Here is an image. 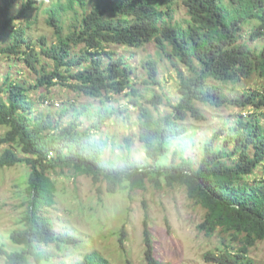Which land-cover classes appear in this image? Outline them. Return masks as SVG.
Instances as JSON below:
<instances>
[{
  "label": "trees",
  "instance_id": "obj_1",
  "mask_svg": "<svg viewBox=\"0 0 264 264\" xmlns=\"http://www.w3.org/2000/svg\"><path fill=\"white\" fill-rule=\"evenodd\" d=\"M38 2L0 0V54L18 57L38 75V84L30 87L9 76L0 81V125L10 127L6 136L0 137V145L13 144L0 156V170L19 163L31 168L24 227L11 234L12 241L22 248L9 252L0 243V254L8 258L9 264H31L32 259L41 264L55 256L43 245L55 244L63 249L82 242L81 234L68 228L58 229L48 213L57 195L51 174L60 169L71 171L74 177L89 175L97 184L106 182L111 193L126 185L133 190L146 189L148 183L158 189L183 185L188 196L206 209L200 230L213 234L222 228L241 238L237 250L226 247L217 253L208 252L206 259L217 264H255L250 247L264 239V175L253 182L247 177L264 163L263 114L241 115L234 125L219 128L204 143L198 167L184 155L176 161L177 150L172 162L166 160L172 140L188 132L184 124L187 118L206 119L198 102L216 106L229 103L258 110L264 107V93L259 90L240 92L230 88L227 92L215 83H238L255 73L264 77V44L252 46L242 40L241 32L243 24L257 20L251 39L264 36V0L60 1L47 9L48 23L55 29L57 42L41 50L27 34L32 23L26 28L16 23L17 18H27L31 10L41 9L42 4L35 8ZM19 3L21 10L14 14ZM181 3L189 14L185 24L174 21ZM66 13L70 18L68 27ZM40 40L48 42L46 36ZM152 41L160 55L178 59L191 74L179 72L180 98L171 114L156 116L142 107L139 136L146 146V156L106 159L107 140L93 134L101 131L114 114V108L103 99L126 91L131 103L139 105L144 97L133 84L131 63L107 45L141 47ZM78 45L81 50L75 53L72 47ZM44 56L54 63L44 61ZM149 67L150 77L155 79L156 62H149ZM56 84L100 98L103 105L93 112L88 106L72 103L62 109L59 117L51 112H35L30 89ZM150 101L159 103V96L154 95ZM68 115L70 120L65 124ZM85 121L90 123L83 128ZM126 238L123 227L119 237L123 250ZM144 243L148 263L160 264L147 218ZM76 264L112 263L94 250Z\"/></svg>",
  "mask_w": 264,
  "mask_h": 264
},
{
  "label": "rangeland",
  "instance_id": "obj_2",
  "mask_svg": "<svg viewBox=\"0 0 264 264\" xmlns=\"http://www.w3.org/2000/svg\"><path fill=\"white\" fill-rule=\"evenodd\" d=\"M25 1L27 0H22ZM60 1L66 2V0H40L35 8L42 4L41 9L31 10L27 18L16 19V23L24 28L32 23V27L27 29V34L37 42L38 50L57 42L55 29L48 23L47 9L55 7ZM17 6L14 14L21 10L22 3ZM65 18L68 20L66 21ZM188 18L185 5L182 3L177 5L174 21L185 24ZM64 20L68 27L70 21L68 13L65 14ZM257 24V20L248 21L243 24L241 31L242 40L248 41L252 46L264 44V36L251 39ZM42 36H46L47 43L40 40ZM72 48L78 53L81 45ZM107 48L131 63L134 69L133 84L144 97L140 99L139 105L131 103L132 99L126 91L122 94H110L103 99L110 108H114V114L101 131L93 134L107 140L106 159L125 156L143 158L147 151L139 136L142 107L149 108L156 116L171 114L180 98L179 72L185 74L191 72L178 59L173 61L160 55L154 41L141 47L112 43L107 45ZM43 60L54 63L46 56ZM151 61L156 62L158 69L155 79L149 74ZM7 76L11 80L24 82L28 87L38 84L37 73L24 61L16 56L11 58L0 54V81L3 82ZM215 83L222 85L227 92L230 88H236L240 92L259 90L264 93V77L257 73L250 78H243L238 83ZM154 95L159 96L160 101L157 104L150 101ZM29 96L35 102V112H51L56 117L60 116L64 107L71 106L72 103L77 107L88 106L93 112L103 105L100 98L75 92L61 84L31 88ZM197 104L204 111L206 119L187 118L184 124L188 127V132L172 140L167 163L174 160V152L177 150L179 153L175 157L176 161H180L184 155L198 167L204 143L219 128L234 125L241 115L262 113L264 118V107L258 110L251 106L239 107L229 103L222 106L202 102ZM69 120L68 115L64 118V123H68ZM89 123L85 121L82 127L86 128ZM9 130V126L0 125V137L6 136ZM219 142H222V137ZM11 147H13L12 143L1 144L0 156ZM17 149L20 155H24L20 148ZM30 171L31 168L26 163L6 166L0 170V243L9 252L22 248L12 241L11 234L14 230L24 227L22 218L28 208L26 188ZM51 175L57 185V195L56 203L49 208L48 213L58 229L68 228L81 234L82 242L65 246L63 249H59L55 244L43 245V249L53 251L55 256L41 264H76L86 253L94 250L101 252L112 264H149L144 243L146 218L153 236L155 256L160 264H217L206 259L208 252L217 253L226 247L237 250L242 244L241 238L231 231L218 228L213 234H208L200 230L199 225L205 218L206 209L188 196L187 188L183 185H165L158 189L148 183L146 189L134 190L126 185L117 192L111 193L107 189L106 182L97 184L89 175L74 177L71 171L61 172L60 169ZM263 175L264 163L247 179L253 182ZM123 227L127 232L124 250L119 242L120 230ZM250 257L255 264H264V239L250 247ZM0 264H9L8 258L1 254ZM31 264L39 263L32 259Z\"/></svg>",
  "mask_w": 264,
  "mask_h": 264
}]
</instances>
